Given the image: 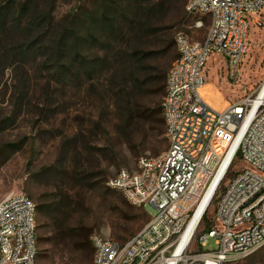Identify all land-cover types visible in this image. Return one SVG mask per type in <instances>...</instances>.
I'll return each mask as SVG.
<instances>
[{
  "label": "rangeland",
  "instance_id": "374dc122",
  "mask_svg": "<svg viewBox=\"0 0 264 264\" xmlns=\"http://www.w3.org/2000/svg\"><path fill=\"white\" fill-rule=\"evenodd\" d=\"M39 1L40 7L46 0ZM90 1L55 0L56 24L73 8ZM195 20L193 14H186L181 20L175 7L166 8L164 15L152 18L145 34L139 27L122 20L121 30L92 46L90 55L107 56L108 61L96 70L91 81L85 74L78 78L67 75L63 79L51 76L42 66L50 52L46 48L36 49L28 56L14 52L7 54V58L2 55L0 200L12 193H23L35 204L67 197L65 200L72 209L69 226L85 230L91 244L95 234L119 243L136 234L156 209L149 204L144 207L130 204L120 191L108 188L106 181L121 168L136 169L140 157L164 152L168 142L165 134L140 126L128 138L119 133L109 84L111 73L120 63L123 52L131 48L152 53L147 57L152 75L158 70L168 72L178 56L175 43L178 33H185L192 40L202 41L206 37L209 17H204V26L199 29L193 26ZM2 32L0 49L3 51L22 41V35L16 30ZM210 61L207 81L220 93L221 105L237 103L254 94L264 81V9L251 21L250 46L237 80L227 77L224 63ZM148 89L137 98L148 104L164 98V93L152 94V86ZM100 97L109 106L104 111L97 106ZM236 167H241L239 161ZM215 207L216 200L205 213L212 223ZM203 229L201 220L190 251L199 248L197 237ZM52 234L51 213L38 214L37 264H92L93 244L89 254L76 246L78 239L56 242ZM214 248L211 239L204 250ZM240 264H264V247Z\"/></svg>",
  "mask_w": 264,
  "mask_h": 264
},
{
  "label": "built area",
  "instance_id": "2783aa9c",
  "mask_svg": "<svg viewBox=\"0 0 264 264\" xmlns=\"http://www.w3.org/2000/svg\"><path fill=\"white\" fill-rule=\"evenodd\" d=\"M262 9L264 0H187L193 26L202 28L205 16L210 25L202 41L182 32L175 37L178 56L162 102L168 147L106 181L130 204H149L156 213L124 243L92 236V264H240L264 247V81L254 94L222 107L203 91L211 59L238 79L251 21ZM212 187L206 211L216 200L214 223L190 251L201 221L185 243L183 236ZM211 239L215 248L204 250ZM37 254L35 203L9 194L0 200V264H37Z\"/></svg>",
  "mask_w": 264,
  "mask_h": 264
},
{
  "label": "trees",
  "instance_id": "16d2710c",
  "mask_svg": "<svg viewBox=\"0 0 264 264\" xmlns=\"http://www.w3.org/2000/svg\"><path fill=\"white\" fill-rule=\"evenodd\" d=\"M39 4V0H0V34L10 29L22 35L20 43L7 47L4 51L0 49V58H7L6 55L12 54L11 52L28 56L36 49L46 48L50 52L43 59L42 66L52 73L51 76L60 79L67 75L78 78L85 74L91 81L96 70L102 69L103 64L108 61L107 56L100 58L98 55H90L92 46L103 43L107 37L121 30L122 20L139 27L145 34L152 18L164 15L166 8L175 7L181 20L188 14L187 0H91L89 4L73 8L61 23L56 24L55 0L43 1L40 7ZM149 54L152 53L137 48L128 49L123 52L120 63L111 73L109 84L118 119L117 128L126 138L139 126L145 130L149 128L165 134L168 142L162 110L163 99L159 97L163 93L165 95L167 72L158 70L152 75L147 66ZM90 83L92 86L93 83ZM48 85L51 84L47 83ZM149 86H152V94L159 95L154 104L137 98V95H144L149 91ZM104 101V97L97 101L101 111L109 107ZM84 177L88 178L86 175ZM65 198L67 197H61L51 203L38 202L35 204L37 215L51 213L54 241L78 239L76 246L90 254L93 249L89 234L81 228L69 226L72 209ZM202 221L203 231L209 230L213 223L205 215Z\"/></svg>",
  "mask_w": 264,
  "mask_h": 264
},
{
  "label": "bare ground",
  "instance_id": "6f19581e",
  "mask_svg": "<svg viewBox=\"0 0 264 264\" xmlns=\"http://www.w3.org/2000/svg\"><path fill=\"white\" fill-rule=\"evenodd\" d=\"M204 94L206 99L213 104L214 106L217 107H222L224 105L220 104V93L216 92L215 90H213L212 85L207 84L204 89ZM214 192V187L210 188V190L208 191L206 197L204 198V200L202 201V203L199 205L197 212L193 218V220L191 221L186 233L183 236V243H185L186 241L189 240L190 236L192 235V233L194 232V230L196 229V227L199 225L202 216L204 215L209 203H210V199L213 195Z\"/></svg>",
  "mask_w": 264,
  "mask_h": 264
}]
</instances>
